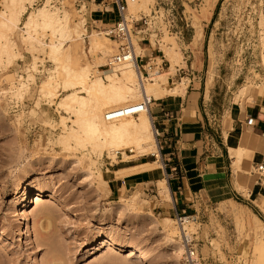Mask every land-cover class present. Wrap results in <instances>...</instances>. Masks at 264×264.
<instances>
[{"label": "rangeland", "instance_id": "rangeland-1", "mask_svg": "<svg viewBox=\"0 0 264 264\" xmlns=\"http://www.w3.org/2000/svg\"><path fill=\"white\" fill-rule=\"evenodd\" d=\"M90 1L65 0L63 5L59 0H35L32 5L18 1L22 18L13 33H9L16 46L11 53H0V264H177L182 256L174 253L164 232L165 228H174V237L182 242L176 216L154 208L158 203L167 208L171 206V200L161 196L159 182L149 185L148 189L134 187L121 193L112 192L110 179L119 176L115 169L122 165L158 159L152 167L161 168V156L151 154L156 149L150 148V154L126 161L122 150L114 158L110 147L99 148L89 143V132H81L83 141L74 139L63 143L61 134L78 125L70 118L72 114L58 107L61 96L66 93L63 86L67 73L62 70L58 75V63L46 45L58 40V29L54 32V27L43 18L33 24L34 35L45 44L43 50L38 44L32 50L30 46L35 43L31 41L29 45L22 37L29 12L43 5L52 12L68 11L75 21L84 20L87 34L83 57L90 63V77L100 74L110 82L107 73L119 71L123 66L109 70L111 67L104 63L116 52V44L96 28L104 24L94 20L97 15L90 16L91 10L98 8L95 3L89 4ZM129 10L131 15L149 14L151 19V33L143 35L140 31L132 35L133 43L139 40L145 49L141 54L138 52L145 55L141 64L151 58L163 71L170 62L164 48H160L162 42L175 48L181 53L180 62L170 83L183 81L184 90L188 81L185 73L190 68L203 66L206 86L212 87L217 102L221 103L209 115L214 117L217 109L226 107L232 92L237 91L238 98L249 102V89L264 86V0H152L146 8L129 7ZM110 14L114 13L105 11L106 18ZM93 30L101 38L111 39L109 55L104 57L102 51L96 54L88 51L89 34ZM149 38L157 43L150 44ZM183 60L189 61L190 68ZM49 77L56 79L60 90L53 102L42 90V83ZM158 101L153 99L150 103L152 110H156ZM42 103L54 108L53 119L43 114L39 108ZM63 121L67 125L65 129ZM155 130L158 132L157 124ZM225 136L229 142L230 134ZM157 141L160 148L158 137ZM129 149L124 151L130 155L136 153L135 149L132 152ZM26 187L31 188L32 200L40 188L46 196L23 206L28 203L25 202ZM50 191L62 197L71 206L69 210L59 207L58 198H51ZM41 211L44 213L39 215ZM99 222L104 228H97ZM186 228L189 233L195 232V247L200 252L199 223L191 221ZM39 231L47 244L38 243ZM106 236L127 245L138 244L153 251L155 258L141 260L130 254L129 246L119 250L101 245V239ZM212 242L218 244L216 240ZM250 246L252 249L254 246L252 260L246 252L239 264H264V229L256 221L254 243L252 240Z\"/></svg>", "mask_w": 264, "mask_h": 264}, {"label": "crops", "instance_id": "crops-1", "mask_svg": "<svg viewBox=\"0 0 264 264\" xmlns=\"http://www.w3.org/2000/svg\"><path fill=\"white\" fill-rule=\"evenodd\" d=\"M93 3L98 6L91 10L90 16H98L95 21L105 24L118 18L116 13L105 16L112 5L103 0L89 2ZM186 63L190 68L189 61ZM202 71L201 65L185 73L188 81L183 93L151 98L159 100L156 110L150 104L149 114L154 130L157 124L161 168L115 176L110 179L112 192L148 189L165 178L171 190V206L158 203L154 208L174 215L183 209L196 216L203 264H239L246 252L252 260L255 217L264 222V211L258 204L264 201V182L255 171L256 165L264 162V86L260 85L255 99L249 102L238 98L237 91L232 92L228 105L222 104L224 107L213 117L209 111H216L217 97L212 87L206 86ZM39 108L54 118L52 106L42 103ZM250 116L255 118L253 125L246 122ZM225 133L230 134V142ZM231 149H240V155L232 154ZM146 162L152 161L122 165L115 171Z\"/></svg>", "mask_w": 264, "mask_h": 264}, {"label": "bare ground", "instance_id": "bare-ground-1", "mask_svg": "<svg viewBox=\"0 0 264 264\" xmlns=\"http://www.w3.org/2000/svg\"><path fill=\"white\" fill-rule=\"evenodd\" d=\"M18 1H23V3L21 4L29 3L32 5L35 0H0V53H11L10 50L16 46V41H13L14 39L10 38L9 33H13L20 19L22 18L21 11H18L17 9ZM59 1L62 5L65 2V0ZM73 1L74 0H71V2ZM127 1L129 7L133 8V10L141 7L146 8L149 3L152 2V0ZM47 8L48 7H45L43 5V7L39 8L37 11L31 13L29 12L25 24L26 33L24 36H22L23 34L21 36L24 40L29 41V45H31V41H33L32 44L35 43V45L33 44L30 46L32 50L37 49V44L40 46L38 48H41L43 50L45 44L42 45L44 42L42 43V41L34 35L36 33V28L33 24L36 21L39 22V18H43L48 22L49 25L54 27V32L55 29H58V36L60 35V37H58V40H53L51 41V43L46 44L49 47V51H51V53L49 52L50 55L54 54L53 58H55V62L58 63V69H56L58 70V75L62 70L67 73L63 86V90H65L66 93L61 96L58 107L59 109H63L66 112L72 114L70 118L78 125L77 127L73 126L70 131H67L68 133H62L60 136V140L63 143H69L74 139L76 141H78V139L79 141H83L84 138L82 137L81 133L83 131L89 132L87 139L90 140L88 142H92L95 147H110L112 149V152L110 154H112L114 158H116L117 153L122 150L124 154L123 160L129 161L132 158H138L140 156L150 154V148H154L157 150H155V152H151L152 155H155L156 157L160 156L158 142L156 139V136H158V134L156 131L155 135L154 126L149 115V110L140 112L139 114H131V112H129L130 114L128 113L121 118L107 120L105 118V109L112 106L123 107L126 106L129 102L139 104L141 101H139L138 99L140 98H142V100H147V98H150L151 96L153 98H162L168 94L184 90L183 81H179L174 84L170 83V80H172L171 77L175 74L177 64L178 62H180L181 53L173 47H167V44H163L162 42L160 48H164L166 58L170 62V65L167 69L162 71L160 64L152 66V64L149 63L146 65L149 74L144 75L141 71V68L138 66V63L136 62V60H134L121 65L123 66L121 70L118 69L119 71H121L120 75L118 73L119 71H115L114 73L111 71L113 74H111V72H108L107 76L111 79L110 82H106L100 74L91 78L90 63L83 57V51L85 50L84 35L87 34V30L84 26V20L80 19L79 21H75L66 10H63L64 12L62 11L61 13L59 12V10H53L54 12H52ZM93 31L94 32L89 34L90 39L88 51H94L95 54L96 52L102 51L101 53L103 54L104 52V57L107 56L106 54H108V52L110 53L111 51V39L107 37L101 38L99 35H97V33H95V30ZM138 41L134 40L137 53L136 55H138V52L141 54V52L143 53L142 50H145L140 45V41ZM26 43L27 42H25V44ZM152 43L156 44L157 42L154 39ZM97 58H100L101 60V57L97 56ZM100 60L99 62H102L103 59L101 61ZM183 62L185 63L186 61L183 60ZM104 63L106 64L105 61ZM119 66L120 65H118L117 68H119ZM112 68L108 69L112 70ZM55 74L57 75V73ZM58 87L59 86L57 85L56 79L54 77H49L48 80L42 83V90L44 92V95L47 98H50L52 102L60 93ZM249 90L250 91L247 96L250 100H254L258 89L256 87H252V89ZM62 118H64L63 115ZM63 125L65 129L67 125L64 121ZM128 147H130L129 150L131 152L135 149L136 153L133 155L126 153L124 149ZM231 153L239 156L240 149H231ZM157 161L158 159L152 162L141 163L140 165H136L134 167H126L124 169L121 168V170H116L115 172L118 173V175L125 176L131 173L152 168V166L157 163ZM159 183L161 196L172 200L171 190L167 180L165 178L160 179ZM30 191L31 188H25V202L28 203H23V206H27L28 204H30V202L41 200L44 196H46L44 193V189L40 188L37 189L35 200H32V193L30 194ZM15 192L16 194L18 193L17 191ZM50 197L58 198L56 200L60 204L59 207H61L64 211L69 210V208L71 207L62 197L57 196L53 191H50ZM258 204L259 207L264 211V201H259ZM41 213L44 212H38L39 215ZM73 214H75L76 216L78 215L75 211H73ZM255 221L260 226V228L264 229V222L260 218L256 216ZM103 225V223H100L96 226L97 228H104ZM164 232L166 233L165 235L167 237V240L169 241L168 244L170 245L174 253H176L177 255H182L185 251V246L183 242L174 237V234L176 232L175 229L165 228ZM37 234L38 243L42 245L47 244V240L45 241L42 232L39 231ZM101 240V245L114 246L119 250H122L123 248L129 246L130 254L137 256V258L141 260L151 261L155 258L153 251H148L138 244L127 245V243L117 241V239L113 236H106Z\"/></svg>", "mask_w": 264, "mask_h": 264}, {"label": "built area", "instance_id": "built-area-1", "mask_svg": "<svg viewBox=\"0 0 264 264\" xmlns=\"http://www.w3.org/2000/svg\"><path fill=\"white\" fill-rule=\"evenodd\" d=\"M103 1L106 4L115 6V10L111 8L108 11L116 13L118 16V18L114 21L107 22L105 24L102 23L104 26L96 27L100 28V32H103L105 35L110 37L116 44V52L108 58L106 66L114 68L126 62L136 60L138 66L141 68L142 73H147L148 75L149 71L146 68V65L151 63L152 66H155L157 62H152L151 58H149L146 63L141 64L145 55H136V49L132 40V35L139 34L138 32L140 31L143 32V35L151 33V19L149 18V14L141 13L139 16L133 14L131 15L127 0ZM147 40L151 44L150 38ZM161 61L162 63L165 61L164 54L161 58ZM151 101V98H147V100H142L139 104L130 103L123 107L109 109L105 113V118L107 120H114L127 115L129 112H131V114H139L140 112L150 110ZM246 122L250 125L256 123L253 116L248 117ZM159 150L161 151V148H159ZM255 171L260 175L264 182V162L258 163L255 167ZM175 216L180 228V237L185 246V251L183 252L177 264H203V259L195 247L196 234L195 232L189 233L186 228L187 223L191 221L197 222L196 216L183 209L177 212Z\"/></svg>", "mask_w": 264, "mask_h": 264}]
</instances>
